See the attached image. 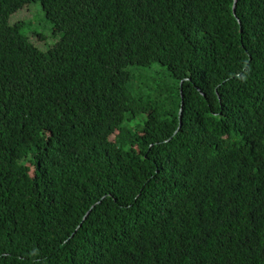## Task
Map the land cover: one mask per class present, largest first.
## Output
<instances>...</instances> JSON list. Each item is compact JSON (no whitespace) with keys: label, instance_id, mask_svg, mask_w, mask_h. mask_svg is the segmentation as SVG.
<instances>
[{"label":"trees","instance_id":"obj_1","mask_svg":"<svg viewBox=\"0 0 264 264\" xmlns=\"http://www.w3.org/2000/svg\"><path fill=\"white\" fill-rule=\"evenodd\" d=\"M0 264H264V0H0Z\"/></svg>","mask_w":264,"mask_h":264},{"label":"rangeland","instance_id":"obj_2","mask_svg":"<svg viewBox=\"0 0 264 264\" xmlns=\"http://www.w3.org/2000/svg\"><path fill=\"white\" fill-rule=\"evenodd\" d=\"M38 4H34L30 6V9L33 8L32 10H34L33 15H32V19H28L30 20L31 26H30V31L31 32H36L38 34H44L43 35V39L46 42V44H51V38H50V24L49 22L44 18V15L41 11V16H39V12L41 10V8L39 9L37 6ZM39 6V5H38ZM40 7V6H39ZM27 13L29 14L30 12H25L23 11L22 15L19 16H14L11 20L12 21H16V20H21L24 17H27ZM137 71H142L145 74H149L146 76H142L140 79L141 80H137V86H136V90L135 93L138 95H146V91L149 92V88H155L158 85H162V87H164V71L159 70L156 68V66H153L150 69L147 70H137ZM162 73V75H161ZM166 76V75H165Z\"/></svg>","mask_w":264,"mask_h":264},{"label":"water","instance_id":"obj_3","mask_svg":"<svg viewBox=\"0 0 264 264\" xmlns=\"http://www.w3.org/2000/svg\"><path fill=\"white\" fill-rule=\"evenodd\" d=\"M234 8H235V4H233L232 10H234ZM179 87L181 88V83L179 84ZM180 97H181V99H182V96H181V90H180ZM181 106H182V101H181ZM180 115H181V109H180L179 112H178V116H179V117H180ZM179 125H180V122H179Z\"/></svg>","mask_w":264,"mask_h":264}]
</instances>
